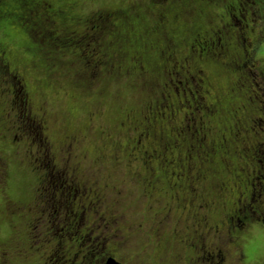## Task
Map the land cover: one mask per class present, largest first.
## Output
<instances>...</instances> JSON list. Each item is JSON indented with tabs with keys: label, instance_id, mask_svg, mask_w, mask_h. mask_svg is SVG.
<instances>
[{
	"label": "trees",
	"instance_id": "16d2710c",
	"mask_svg": "<svg viewBox=\"0 0 264 264\" xmlns=\"http://www.w3.org/2000/svg\"><path fill=\"white\" fill-rule=\"evenodd\" d=\"M79 1L0 0V105L14 115L30 152L21 151L22 160L42 194L60 196L62 207L76 212L65 162L78 133L66 136L59 157L48 138L51 115L35 102L26 69L43 73L47 84L57 81L55 73H71L76 89L98 86L103 96L126 79L137 100L116 107L122 115L115 125L127 131V142L116 148L129 150L128 162L141 151L144 171L136 182H144L143 197L153 194L145 185H155L157 175L183 207L201 184L214 181V170L223 181L231 171L232 181L249 176L258 196L264 189V70L254 66L264 43V0H147L88 13L76 12ZM19 56L21 64L13 58ZM50 207L59 204L53 200ZM251 210L247 215L258 218L264 207ZM50 236L45 243L56 242L57 249L65 241L81 244L70 264H100L114 254L104 238L93 247L67 227ZM61 250L55 260L67 264Z\"/></svg>",
	"mask_w": 264,
	"mask_h": 264
},
{
	"label": "flooded vegetation",
	"instance_id": "af4514ba",
	"mask_svg": "<svg viewBox=\"0 0 264 264\" xmlns=\"http://www.w3.org/2000/svg\"><path fill=\"white\" fill-rule=\"evenodd\" d=\"M2 110L6 112L5 109ZM5 115L2 118L5 126L2 125V122L0 123V134L3 139H9L11 144L16 147L14 154H17L22 151L24 144L16 133L14 116L12 118L9 110ZM39 147L42 150V146L39 145ZM24 148L30 154L28 147ZM53 150L56 153L66 152L63 147L57 151L53 146ZM43 151L45 152L44 149ZM71 154L70 149L68 160L65 162L69 173L66 182L69 189L74 190L72 199L77 200L76 207L73 208L76 212L62 207L60 196L57 199V195L54 198L55 196L42 194L40 183H38L37 190L33 193L30 202L12 198L7 191L9 163L6 156L0 151V194L2 195L0 219H8L11 225L9 228L12 229H10L9 239H0V264H14V257L24 258V260L28 257L32 264H48L49 259L51 260L50 257L53 258L54 255H57V251L60 249H62L61 259H64L67 264L73 263L72 259L74 258H76L75 261L77 260L82 252L80 243H69V241L64 243L62 241L63 245H59L60 249H57L56 242L48 243L45 246V241L51 237L50 229L42 235L40 232L34 236L30 235V229L34 227L33 224L41 221L39 218L43 214L50 216L47 221L51 223H57L56 221L59 219L60 224L57 231L64 232L67 227L72 234L77 231L79 236L81 233L82 237H85L84 241L89 242L87 245L94 243L91 245L94 247L101 238L105 239V243L109 242L108 246L111 251H114V254L104 255L100 264H106L110 257L125 264H133L131 261L141 256L144 251L145 254L141 256L140 261L144 259L146 264H227L234 257V249H238V258L236 257L233 264H236L237 260L239 261L237 264H245V253L242 249L246 234L250 233L252 228L261 227L264 229V212L260 210L262 214L258 218H250L247 215L252 208L255 211V208L264 207V189L261 188V192L256 196L253 191L254 184L250 181L249 176L232 181L234 176L231 171L227 173L228 179L223 181L224 176H216L218 170H214L210 172L214 183L210 179L205 185L201 184L203 188L200 191H194L191 200L183 207L175 206V200L178 199L175 193L171 188L165 190L164 187H167L168 183L166 180H162L161 176L156 175L155 185L150 183L145 185L153 194L150 198L143 197L147 199V211L151 216L131 224L130 228L133 230L130 234H122L118 226L124 220L125 214L119 212L117 198L112 197L111 201V196L104 188L97 186L95 180L91 181L82 174L78 167L71 163ZM256 170L257 168H254L253 173ZM140 175L141 173H136V179H139ZM120 192L115 191L114 193L120 196ZM53 200L59 204V207H50V202ZM213 209L220 211L222 218L211 221ZM59 214L62 216L60 217ZM51 216L53 217L51 218ZM110 225L116 228L110 230ZM72 228L75 230L71 231ZM96 233L99 235L94 239ZM139 235H143L141 240L143 239V242L148 245L143 243L144 247L141 248V252L128 256L126 250L129 241H134ZM150 236H153L156 241L150 240ZM224 238L226 241H223ZM27 239L29 245H27ZM217 239L221 240L216 241ZM43 247L45 249L42 250ZM88 247L86 249H89ZM40 250L46 256L51 253L49 259L43 254H34L35 251ZM154 258L155 260H153ZM156 260L161 262L158 263Z\"/></svg>",
	"mask_w": 264,
	"mask_h": 264
},
{
	"label": "rangeland",
	"instance_id": "374dc122",
	"mask_svg": "<svg viewBox=\"0 0 264 264\" xmlns=\"http://www.w3.org/2000/svg\"><path fill=\"white\" fill-rule=\"evenodd\" d=\"M133 2H139L142 6L147 5V0H80L76 12L88 13L100 8L112 9L126 7ZM13 58L18 64L24 61V58L21 56ZM256 59V66L254 67L258 66L264 70V43L258 47ZM24 72L30 88L36 91L35 102H37V105L42 103L51 115L50 121L52 125L48 132V136L54 148L58 151L62 147L67 135L78 133V138L73 143L72 148H70L72 151L70 155L71 163L76 165L79 171L91 181L95 180L94 182H96L97 186L104 188L111 197L113 195L119 199L117 208H119V212L121 211L125 216L118 227H120L122 234H130L133 230L130 228L131 224L142 221V219H147V216L150 217L151 214L147 211V199L143 198L142 194L144 182L140 184L136 182L137 179L135 178L136 173H142L144 171L143 160L140 158L142 155L141 151L137 152V157L134 155V160H132V162H128L129 150L124 151L123 147L116 148V144H125L127 142L125 136L127 131L121 130V128L115 125L117 122L116 120L122 115L121 112L117 111L116 107L118 104L125 106L131 105L137 100L133 99L135 95L133 96L129 92V88L124 86V81H126V79L118 81L119 84H116L115 87H110V95L107 94V96H103L96 94L95 90H97L98 86H94L91 92H88L90 90L76 89L71 73H55L54 78L57 79V81L53 84H47V79L43 73L33 71L32 69H26ZM38 76L40 78H38L37 82L39 84L37 85L35 79ZM261 81L260 87L262 88L264 82L263 78ZM221 83L225 85L226 81L221 79ZM138 93L136 97L140 98L141 95ZM118 94H120L119 97L113 100L114 96ZM261 98L264 100L263 97ZM2 106H4V102L3 105H0V111ZM13 116L12 114V118ZM15 150L16 148L11 144L10 140L3 139L0 134V151L6 156L9 163L10 184L8 192L11 197L28 203L32 200L33 193L37 190L38 181L33 173L29 171L26 160H22L23 154L21 151L18 155V153L14 154ZM23 150H25L24 147L22 148V151ZM62 153L63 152H58L60 155L59 157H61ZM116 190L121 191L120 196L114 193ZM1 201L2 195L0 194V210L2 208ZM108 203L110 204L109 200ZM212 211L213 217L211 221H217V218H222V213H220V211L216 209ZM92 214L94 215V213ZM59 216L61 217L62 214H59ZM52 217L53 216H51V218ZM223 217L225 218V216ZM49 218L50 216L48 217L46 214H43L42 217L39 218L41 221L38 220L39 222L33 224L34 227L30 229V235L34 236L39 232L40 235H42V233L48 231V229H50L53 234L58 235V233H60V231H57L60 224L58 222L59 219H57V223H51L47 221ZM10 226V221H8V219H0L1 240L10 238L12 230L9 228ZM115 228L116 227L110 225V230ZM249 232L250 233L246 234L244 248L242 249L245 253V264H263L264 229L256 227L255 229H250ZM142 236L143 235H139L134 241H129L126 250L128 256H133L135 253L138 254V252H141V248L144 247L143 239L141 240ZM150 240H155V238L150 236ZM219 240L221 239H217L216 241ZM224 240L226 241V238H224L223 241ZM28 242L27 239V245H29ZM69 243H71V241H69ZM47 244L48 242L45 243V246ZM144 244L148 245L146 243ZM43 249L45 248L43 247L42 250ZM42 250L38 252L35 251L34 254L42 255ZM237 252L238 249L233 250L234 257L228 261L227 264L235 263L236 257L238 258ZM236 253L237 255L235 256ZM144 254L145 251L142 252L141 256ZM43 255L46 256L45 254ZM50 256L51 253L46 256L48 257L47 259H49ZM141 256L133 259L131 262L133 264H144L146 261H144V259L140 261ZM14 258V264H32L31 259L28 257L25 258V260L24 258ZM50 258L51 260L49 259L48 264L52 261H54L52 264L60 262V260H55V255L53 258ZM153 260H155V258ZM156 262L160 263L161 261L156 260ZM238 262L237 260L236 264Z\"/></svg>",
	"mask_w": 264,
	"mask_h": 264
},
{
	"label": "water",
	"instance_id": "95a60500",
	"mask_svg": "<svg viewBox=\"0 0 264 264\" xmlns=\"http://www.w3.org/2000/svg\"><path fill=\"white\" fill-rule=\"evenodd\" d=\"M106 264H125V263L116 260L114 257H110L107 259Z\"/></svg>",
	"mask_w": 264,
	"mask_h": 264
}]
</instances>
